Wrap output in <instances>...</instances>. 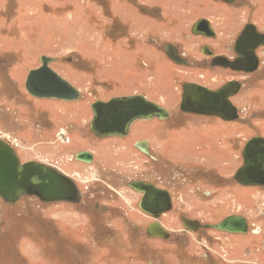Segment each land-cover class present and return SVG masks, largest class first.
<instances>
[{"label": "rangeland", "instance_id": "374dc122", "mask_svg": "<svg viewBox=\"0 0 264 264\" xmlns=\"http://www.w3.org/2000/svg\"><path fill=\"white\" fill-rule=\"evenodd\" d=\"M254 2L253 8L240 1L229 9L219 0H0V139L21 162H42L67 175L81 194L78 203L27 196L9 204L0 198V264H264V185L244 187L233 179L241 163L239 138L264 137V65L234 99L243 121L227 130L212 118L185 116L179 124L180 115L165 124L136 120L125 138H97L89 129L90 104L134 91L163 97L178 115L180 85L194 73L165 58L162 46L188 50L178 39L194 19L185 10L220 15L225 8L229 23L238 26L232 35L247 16L264 31V0ZM42 55L54 58L49 66L78 89L80 99L27 93L26 76ZM217 74L200 80L213 87L235 76ZM149 137L153 155L164 162L133 146ZM82 151L91 153V161L76 157ZM214 169L217 180L211 182ZM135 179L172 192V208L157 218L168 238L146 235L153 219L137 206L140 192L126 186ZM200 184L206 185L201 191H213L215 205L201 203ZM223 211L248 216L254 232L238 240L181 224L182 217L214 222V212Z\"/></svg>", "mask_w": 264, "mask_h": 264}, {"label": "water", "instance_id": "95a60500", "mask_svg": "<svg viewBox=\"0 0 264 264\" xmlns=\"http://www.w3.org/2000/svg\"><path fill=\"white\" fill-rule=\"evenodd\" d=\"M232 2L233 0H223ZM208 21L199 19L191 27L193 34L207 35ZM239 49H235L240 56L236 62H230L225 57L217 56L213 59L216 65L230 67L236 70H253L254 67L244 66L246 62H257L254 49L264 45V33H259L253 24H246L237 38ZM169 59L180 63L177 49L167 43L164 46ZM40 65L30 69L24 83L25 90L33 97L53 98L57 100L76 101L80 92L70 82L62 78L49 64L54 58L40 56ZM246 65V64H245ZM235 82H228L217 90H209L194 83H184L180 101V109L200 115H215L223 120H233L237 116L236 107L230 102L228 96L230 86ZM238 84V83H237ZM92 119L89 123L90 131L97 137L111 135H124L129 124L137 118L150 119L168 116L165 108L157 103L149 102L141 95L114 97L108 101L97 100L90 104ZM136 146L144 153H148L145 141H138ZM242 164L234 172L233 179L242 186L264 185V138L260 136L248 139L242 149ZM79 160L91 161V153L82 151L76 154ZM131 189L140 192L141 198L138 208L153 219L146 226V235L151 237L168 238L169 232L159 223L157 218L172 208L169 193L156 187L150 182L131 181ZM34 196L42 202L66 201L78 203L81 200L75 183L71 178L56 168L37 161L20 162L14 149L4 140L0 139V198L15 204L21 198ZM186 230L195 231L199 221L181 218ZM213 229L229 233H244L246 221L243 217L231 215L220 222L208 225ZM136 228V226H134ZM148 264H155L148 262Z\"/></svg>", "mask_w": 264, "mask_h": 264}, {"label": "flooded vegetation", "instance_id": "af4514ba", "mask_svg": "<svg viewBox=\"0 0 264 264\" xmlns=\"http://www.w3.org/2000/svg\"><path fill=\"white\" fill-rule=\"evenodd\" d=\"M240 1H244L243 4L246 5V6H249L250 8H253L254 7V4H255L254 0H233L232 2H225L223 0H219V2H222L229 9L236 8V7H234V5L236 6L237 4H239ZM250 4L253 5V6H250ZM185 11H188L187 13L190 14V18H191V16H193V18H194L193 21L191 22V24L194 23L195 21L199 20V19H206L208 21V27L206 28V30L209 33L207 35L202 34V33L193 34L192 33V30H191V24H190V26L186 30V32L181 35V38H178L179 40L183 39L181 41H183V44L184 45L186 43H188V50L187 51H185V52L182 51L181 50V47H179V45H176L175 43L174 44L169 43V44L173 45L177 49V53H178V55L180 57V61H179L180 63H177L176 61H173V60L169 59V57L167 56L166 52L164 51V46L167 43L163 44L162 49H163L165 58H167L173 64H178V67L179 68L180 67L187 68V69H189L188 71H189L190 74H191V72L194 73V74H193V79L186 80V81L184 80V81H182L183 83L180 85V88H179L180 89V94H179V100H178V108H179V111H180L179 114L178 115L175 114V110H173L172 107L167 106L165 103L158 102V103L161 104V105L159 104L160 106H162L163 108H165L167 110L168 116L165 117V118H163V119H160L158 117H153L151 119H156L158 122H164L162 124H165L166 122L176 121V119H174V118L180 115L179 120H178L179 121L178 123L180 124L182 122V117H185V116H187V117H189V116H195V118L196 117L204 118V119H207L209 121H211L209 118H212V119H214L213 121H216V122H219V123L223 122L222 123L223 124L222 130L224 128H226V130H227V128H228L227 125H229V124L235 125L237 122L239 123V122H242L243 121L242 120V117L240 115V112H239V107L237 108L234 99L239 94V92L245 87V85H246L245 84V80L248 77H250V76L254 75L255 73H257L262 68V66L264 65V61H263V59L261 58V55H260L261 53H263V52H261V50H264V45H259V46H257L254 49V56H255V59L257 61L255 63V65H254V63H251L250 64L248 62L245 63L246 65L244 64V66L246 68L248 66L254 67V69L253 70H250V71L236 70V69H232L230 67H223V66H220V65H216L214 63L213 59L215 57H217V56H220V57H225L230 62H236L237 59L240 58V56L235 51V49H239V46L237 45V42L236 41H237L238 36L240 35L241 31L243 30V28H244V26L246 24H253L254 27H255V29L259 33H264V31L260 30L257 27V22L255 21L254 17L247 16V18L245 19L244 23L241 25V27L238 30V32H236L234 35H232L233 34V31L238 26L236 25V26L231 27V28L227 27V24L229 23V20H228L229 15H227L225 8L219 9V11L221 12L220 15L217 14V10H215V9H213L211 11L210 10L206 11L204 8H201V9L195 8L194 11H191V10L190 11L189 10H185ZM210 17L216 18L217 20L219 19L220 20V23L219 22L218 23L213 22V20H211ZM250 18H253L252 20H254V21L250 20ZM222 24H223L224 28H222L223 27ZM221 28H222V30H220ZM203 41H206V42H203ZM189 49H190V51H189ZM191 49H192V51H191ZM215 69H217V70H215ZM178 71H180V69ZM200 71H204L206 75L205 74L203 75ZM224 71L230 72L231 74H235V76L228 77L227 79L221 81L220 83H217L213 87L210 86V83L203 82L202 80H200V77H203V80H207V81L210 82L212 80V78H215V79H218L219 78V75H221V74H217L218 72L223 73ZM228 82H235V85L232 84L230 86L231 92H233V93H231L228 96V99L230 100V102L237 109V116L233 120H229V121L228 120H223L221 117L215 116V115H200V114H195V113H192V112H184V111H182L180 109L181 95H182V91H183L182 85L184 83H194V84H197L199 86H203V87H205V88H207L209 90H217L221 86H223L224 84H226ZM135 92H137V91H135ZM130 93H132V94L123 93L121 95L112 96L111 98H114V97H124V96H129V95L137 94V95H141L143 97L146 96L145 98L148 99V100L151 99V98H149V96H147L143 92H140V93L139 92L138 93L130 92ZM142 94H144L145 96L142 95ZM80 96H81V93H80ZM79 99H80V97H79ZM108 100H101V101H108ZM154 102H157V101H154ZM147 120H150V119H147ZM130 127H131V125H129V127L127 129V132H125L124 135H112V136H118V137L125 138L126 136L129 135V133H131V128ZM155 130L156 129H152V131H155ZM157 130H160V127H157ZM161 131H162L161 134L164 136V134L166 132L164 130H161ZM223 134H224V132H223ZM93 135L95 137H97L95 134H93ZM242 137H243V139L245 138L246 141L251 138L249 136H247V137L241 136L240 138L238 137L239 140L243 143V145L240 148H238V155H240V158H241L240 165L242 164V154H241L242 153V149H243V146L246 143V141L243 142V140H241ZM97 138H102V137H97ZM233 138H234L233 136H230L229 139L230 140L232 139V141H233ZM239 140H238V142H239ZM138 141H145V143L147 145L148 153L142 152L136 146V143ZM138 141L134 140V143H133L134 145L133 146L138 150V152L141 155H144L145 154V155H147L149 157V159H152V160H154L156 162L157 161L158 162L159 161L164 162V161H162L160 159L159 156L156 155V157H155L153 155V153H155V152L152 151L153 150V146H152L153 142H152V139L150 137L149 138H141ZM238 142H237V145H238ZM231 143L232 142H230L229 144H231ZM114 151L121 152V149L120 148L118 150L113 149L112 150V153H115ZM157 157H158V159H157ZM163 158H166V157H163ZM199 168L200 167H198V169H196V170L199 171L200 170ZM215 168H216V170L218 169L217 166ZM137 180L138 179H135L133 181H137ZM209 180L211 182H214L215 180H217V172H215V169L213 170V172H211V174L209 176ZM140 181H143V180H140ZM144 182H146V181H144ZM148 182L154 184L158 188H161V189L166 190L169 193L170 198H171V202H172V196H173V194L171 195L172 192L170 191L169 188L160 186V185H158V184H156L154 182H151V181H148ZM200 182H203V181L200 180ZM127 185L128 184L126 182V186ZM205 186H206L205 184H200L199 185V188L197 189V195L200 197L199 199H202L200 201H203L201 203H209L210 206L215 205L213 203L214 202V199L212 200V198H213V195H212L213 194V191L212 190H204V191H201V190H203L201 187H205ZM240 186H242V185H240ZM127 187L129 188V186H127ZM244 187H246V186H244ZM129 189H131V188H129ZM131 190L133 191L134 189H131ZM139 195H140V198H141V195L142 194L139 193ZM208 212L211 214V211H208ZM216 212H220V210L217 207H216ZM216 212H214L215 213V216L216 217L218 216L217 217L218 219L216 221H214V222H201V220H199V226L197 227V229L195 231L197 232V231H200V230H203V229H213L212 227H210L208 225L215 224L217 222H220L221 220H223L224 218H226L228 216L236 215V216L243 217L245 219V221H246V231L244 233H235V234L232 233L233 235H235L234 237H236L238 240L239 239L241 240V237L248 236V235L250 236L251 232L249 233V230L254 232V229L252 230V226H251V223H250V221L248 219V216H245V215H237V214H234L233 212H227V211H223L221 214H217ZM182 226H183V224H182ZM260 229L258 231L259 233L256 232V233H258L257 235H260V233L263 232V228L261 227ZM221 233H223V232H221ZM226 233H228L227 235H232L229 232H226ZM247 233H249V234L246 235ZM256 233H253V234L256 235ZM155 238H157V237H155ZM246 240L247 239L245 237V241ZM239 242L240 241L236 242V244H238ZM241 244H243V242ZM262 245L264 246V240L262 242Z\"/></svg>", "mask_w": 264, "mask_h": 264}, {"label": "crops", "instance_id": "0c3cea01", "mask_svg": "<svg viewBox=\"0 0 264 264\" xmlns=\"http://www.w3.org/2000/svg\"><path fill=\"white\" fill-rule=\"evenodd\" d=\"M211 18V20H213V22H216V21H214V20H217L216 18H213V17H210ZM237 25V23H234V24H230V23H228L227 24V27H229V28H231V27H234V26H236ZM223 26V25H222ZM182 28H184V25H182ZM220 30H222V28L220 29ZM228 33V32H227ZM189 51H190V49H189ZM191 51H192V49H191ZM135 92V91H134ZM138 92V91H137ZM140 93V92H139ZM179 94H180V91H179ZM179 94H178V97H179ZM151 98V97H150ZM152 100H154V101H157V102H161V103H163V102H165V100H164V98L163 97H161V96H159L158 97V99H153L152 98ZM162 100V101H161ZM236 150H237V148H236ZM236 159H237V154H236ZM236 161V160H235Z\"/></svg>", "mask_w": 264, "mask_h": 264}, {"label": "bare ground", "instance_id": "6f19581e", "mask_svg": "<svg viewBox=\"0 0 264 264\" xmlns=\"http://www.w3.org/2000/svg\"><path fill=\"white\" fill-rule=\"evenodd\" d=\"M59 74V73H58ZM61 76V75H60ZM133 95H137V94H133ZM129 96H131V95H129ZM37 98V97H36ZM146 99V98H145ZM147 101H149V102H152L151 100H148V99H146ZM66 101V100H65ZM153 118V117H152ZM139 119H145V120H147L146 118H137V119H135V120H133L129 125H131L134 121H136V120H139ZM151 119V118H150ZM112 136V135H111ZM108 137V136H107ZM253 137H255V136H253ZM261 137V136H260ZM103 138V137H102ZM262 138H264V137H262ZM77 156V155H76ZM20 160V159H19ZM33 161V160H32ZM21 162V161H20ZM38 162V161H37ZM22 163V162H21ZM40 163H42V162H40ZM43 164H45V163H43ZM46 165H48V164H46ZM51 166V165H50ZM53 167V166H52ZM55 168V167H54ZM58 170V169H57ZM59 171V170H58ZM65 175V174H64ZM67 176V175H66ZM47 203H49V202H47ZM232 234V233H231ZM235 234V233H234Z\"/></svg>", "mask_w": 264, "mask_h": 264}]
</instances>
